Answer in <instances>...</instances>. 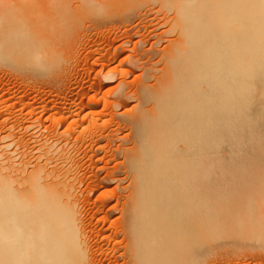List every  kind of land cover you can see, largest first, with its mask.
Segmentation results:
<instances>
[{
	"label": "bare ground",
	"instance_id": "obj_1",
	"mask_svg": "<svg viewBox=\"0 0 264 264\" xmlns=\"http://www.w3.org/2000/svg\"><path fill=\"white\" fill-rule=\"evenodd\" d=\"M119 2L138 13L162 4L171 15L162 20L145 14L129 29L122 22L127 16L115 9ZM26 12L0 9V48L19 45V61L45 66L51 75L63 47L60 37L43 41V35L52 30L61 36L67 19L59 16L36 30L35 10ZM88 20L83 40L93 44L83 60L90 90L99 87L92 97L105 102L118 128L111 129L98 109L82 118L68 107L60 109L55 129L43 137L30 133L32 121L19 124L17 138L14 126L4 127L0 264H114L115 258H123L120 264H216L227 258L230 264H244L242 259L252 264L264 259V0H109ZM141 25L144 38L128 53L130 42L121 41L139 35ZM161 26L169 28L158 33ZM101 38L105 48L97 43ZM164 39L168 44L158 48ZM125 65L142 70L135 83L127 81L134 69H122ZM131 101L134 112L119 114L117 109ZM85 122L77 132L74 127ZM124 129L127 133L117 136ZM114 136L126 142L114 159L130 184L121 209L127 219L122 244L106 248L85 228L79 171L86 159L96 164L95 144ZM108 215L101 204L90 219L106 223Z\"/></svg>",
	"mask_w": 264,
	"mask_h": 264
},
{
	"label": "rangeland",
	"instance_id": "obj_2",
	"mask_svg": "<svg viewBox=\"0 0 264 264\" xmlns=\"http://www.w3.org/2000/svg\"><path fill=\"white\" fill-rule=\"evenodd\" d=\"M104 1L109 0H0V9L3 10L12 12L21 10L23 13L28 9L35 10L34 27L36 30L41 28V24H52V21L58 19L59 16H64L67 19L64 24L65 32L61 36L59 31L52 32V30L43 35V41L47 39L57 41L60 37L58 43L63 47L62 60L59 65L55 66L51 75L47 74L45 66L41 67L32 62L19 61V58H16L20 52L19 45H8L0 48V136L6 130L4 127L8 125V127L14 126L13 133L16 138L20 137L18 127L24 121L34 123V128L30 133L42 137L48 135L55 129L60 117V109L64 107L71 108L73 113H79L82 118L91 115L90 111L98 109L101 111L102 117L107 119L111 129L118 128V124L111 118V110L105 105V102L92 97L95 91L99 92V87L94 91L90 90L91 84L87 78L89 66L85 65L83 60L88 55L89 47L93 44L83 40L84 32L89 25L88 16L100 8ZM38 6L40 7L38 8ZM37 8L43 14L42 17H37ZM151 8V10L145 8L138 13L132 6L119 2L115 9L119 15L122 12L123 17L127 16L122 22L129 29L145 18L142 15L146 14L150 18L158 16L162 20L171 15L167 9L163 8L162 4H156ZM25 20H28L27 12L25 13ZM115 20L119 21L117 18ZM118 25L121 26L117 31L120 35L123 33V29L121 24ZM168 28L169 26H161L157 31L162 33ZM139 29L141 31L139 35L132 39L126 37L121 41L130 42L126 45L128 53H133V49L137 47L140 39L144 38L145 31L142 25ZM92 31L93 33L96 32L94 29ZM82 41L87 47L85 51L82 49ZM104 42L105 39L101 38L97 43L101 48H105ZM167 44L168 40L164 39L157 47L164 48ZM145 47L148 48L149 45ZM128 68H133L134 74L128 76L127 81L135 83L136 76H140L142 70L130 65L122 67V69ZM115 85H117V81L106 83L102 92H108L109 88ZM69 92H73L75 97L68 99L66 94ZM108 100L114 101L116 97H108ZM72 104L77 105V107ZM134 105L135 101H131L126 107H119L118 113L120 114L125 110L132 113L134 112ZM6 120L7 123L5 124ZM70 122L72 121L70 120ZM87 125L88 123L85 122L74 128L77 132H82ZM100 129L107 132V128L100 127ZM58 130L60 133L63 132L65 125L58 127ZM127 131L124 129L117 136H123ZM117 136H114L109 143L105 139L95 144L92 150L96 153L94 158L96 164L92 165L90 160L86 159L82 162L83 168L79 171L83 184L78 192V199L85 228L89 235H95V239L103 243L106 248L120 247L122 235H125L122 230L125 228L127 220L121 209L124 202L123 196L126 194L124 187L130 184V178L118 160L114 159L121 152L120 145L126 144V142L121 139L116 140ZM0 143H2L1 140ZM88 148L89 142L84 143L83 152ZM91 186H95V190L88 196V189L92 188ZM115 193H119V197L110 198ZM118 199L121 200L119 204H117ZM101 204L104 211L109 214L108 221L96 224V222L91 221L90 217L97 209V205ZM92 229H94L93 232H91ZM105 235L111 237L105 241H99V238H103ZM113 260L115 261L114 264L123 262V258ZM228 260L229 258L216 264H230ZM242 260L244 264H248L244 259ZM104 264H109V262ZM252 264H264V259L261 261L256 259Z\"/></svg>",
	"mask_w": 264,
	"mask_h": 264
}]
</instances>
